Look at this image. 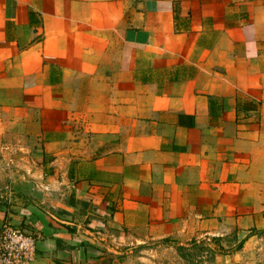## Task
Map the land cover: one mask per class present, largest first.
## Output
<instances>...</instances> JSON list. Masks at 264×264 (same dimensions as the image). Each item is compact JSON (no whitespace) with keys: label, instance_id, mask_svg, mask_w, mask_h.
Instances as JSON below:
<instances>
[{"label":"crops","instance_id":"crops-1","mask_svg":"<svg viewBox=\"0 0 264 264\" xmlns=\"http://www.w3.org/2000/svg\"><path fill=\"white\" fill-rule=\"evenodd\" d=\"M0 109L37 146L0 216L27 264H264V0H0Z\"/></svg>","mask_w":264,"mask_h":264},{"label":"rangeland","instance_id":"rangeland-1","mask_svg":"<svg viewBox=\"0 0 264 264\" xmlns=\"http://www.w3.org/2000/svg\"><path fill=\"white\" fill-rule=\"evenodd\" d=\"M13 117L0 109V216L9 206L26 202L28 195L22 193L23 189L35 186L38 180L37 174H34L37 146L28 145L22 132L13 128ZM223 247L219 240L213 239L199 243L192 240L187 245H179L175 239H162L144 244L143 253L136 251L135 255L129 254L124 263L201 264L213 260L215 253H221ZM137 254H142L144 258H136Z\"/></svg>","mask_w":264,"mask_h":264},{"label":"built area","instance_id":"built-area-1","mask_svg":"<svg viewBox=\"0 0 264 264\" xmlns=\"http://www.w3.org/2000/svg\"><path fill=\"white\" fill-rule=\"evenodd\" d=\"M37 238L10 222L0 226V264H27L34 256Z\"/></svg>","mask_w":264,"mask_h":264},{"label":"trees","instance_id":"trees-1","mask_svg":"<svg viewBox=\"0 0 264 264\" xmlns=\"http://www.w3.org/2000/svg\"><path fill=\"white\" fill-rule=\"evenodd\" d=\"M240 246V245H239Z\"/></svg>","mask_w":264,"mask_h":264}]
</instances>
